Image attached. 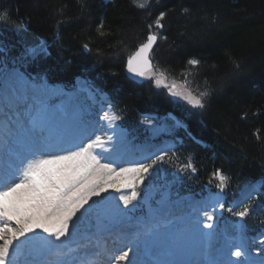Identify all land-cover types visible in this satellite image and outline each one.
<instances>
[{
    "label": "trees",
    "instance_id": "obj_1",
    "mask_svg": "<svg viewBox=\"0 0 264 264\" xmlns=\"http://www.w3.org/2000/svg\"><path fill=\"white\" fill-rule=\"evenodd\" d=\"M157 1L141 9L132 0H0L4 64L67 87L88 78L109 94L121 125L139 142L149 139L145 114L173 113L187 126L166 161L181 173L180 186L197 195L219 189L229 204L243 185L264 178V0ZM160 12L166 15L154 69L196 94L207 92L203 109L126 74L128 57ZM42 42L48 54L18 58ZM193 59L199 63L189 64ZM218 170L227 177L223 189ZM263 193L249 213L252 228L261 223L254 217L264 219Z\"/></svg>",
    "mask_w": 264,
    "mask_h": 264
},
{
    "label": "snow or ice",
    "instance_id": "obj_2",
    "mask_svg": "<svg viewBox=\"0 0 264 264\" xmlns=\"http://www.w3.org/2000/svg\"><path fill=\"white\" fill-rule=\"evenodd\" d=\"M136 3L141 9L148 6L146 0H136ZM165 15L160 12L154 25L148 26L149 29L153 26L162 29L164 25L161 22ZM157 39V34L150 31L146 41L128 57L129 72L140 77L152 75L149 56ZM30 52L32 55L48 54L42 46ZM198 63L195 59L189 61L192 65ZM164 79L165 74L159 73L156 85L162 84ZM26 83L25 77L15 72L0 79L6 107L10 102L15 110L18 130V134L13 136L7 120L0 130V264H15V257L19 254H23V264H49L47 258L52 255L58 259L51 264H94L93 260L71 257L74 249L67 246V241L74 240L81 233V225L86 224L78 247H87L92 243L99 247V238L91 232V228L94 227L98 233L106 227L103 221L107 218V210L94 198L101 197L109 189L120 191L122 188H130L131 193L121 195L119 199L125 208L133 205V201H137L141 195L138 186L144 184L154 166L164 160L167 152L156 155L151 163L137 161L130 167L118 168L116 161L121 157L124 145L122 136L114 140L112 135L105 137L93 133L86 139H80L87 135V127L79 123L68 125L57 121L44 106V100L31 88L24 86ZM172 94L182 97L196 108L203 109L206 106L204 97L208 95L207 92L199 95L191 92ZM102 119L115 129V121L119 117L105 111ZM109 144L111 147H107ZM95 149L108 153L104 156L107 162H102L101 155ZM184 167L196 171L191 163ZM214 175L218 176L219 186L223 189L227 177L219 170ZM247 189L250 193L264 189V180L250 183ZM248 198L254 199L252 195ZM218 207L223 209L224 205L220 203ZM202 211L208 222L200 223L208 229L213 228L212 221L216 219L213 213L216 209ZM249 211L245 205L244 210L235 215L244 218L249 215ZM93 216L95 224H91ZM158 227V224L143 226L136 233L132 244L126 245L127 250L120 249L112 257V264H137V261L129 259L130 253L149 240L155 242L159 237ZM57 241L60 243L57 244ZM92 254L100 253L96 251ZM230 254L236 258L244 256L239 247ZM10 256L13 259H9Z\"/></svg>",
    "mask_w": 264,
    "mask_h": 264
},
{
    "label": "rangeland",
    "instance_id": "obj_3",
    "mask_svg": "<svg viewBox=\"0 0 264 264\" xmlns=\"http://www.w3.org/2000/svg\"><path fill=\"white\" fill-rule=\"evenodd\" d=\"M105 1L109 2L111 0ZM132 1L135 3V5H137L136 0ZM141 2H145V0H141ZM146 2L149 6L150 3L158 1L146 0ZM151 31L155 32L157 36L160 35L159 29H156L154 26ZM39 46L45 48L43 44H40ZM31 49L33 48L28 49V51L18 56V58L27 62L29 57L35 56L31 54ZM2 55L3 51H0V79H3L4 76L9 73H19L18 71H20V69H13L16 63H12L11 66L4 64L6 57L4 59V56ZM151 73L152 75H147V78L155 81L156 78L159 77V73H161V71L153 69L151 70ZM40 81L44 80H36L38 83H40ZM80 84H83L87 89L89 86L90 90L96 95V99L92 97L91 92L87 91V89H80L79 82H77L76 88L69 90L75 93V96L73 95V97H71V95L64 94V96L61 94L60 96L57 95V97L50 96L43 99L44 106L51 114L54 115L57 121L64 123L62 120L65 119V115L63 117V112L61 110L59 111L60 104H65L67 101L71 102V104L74 106L79 104L78 106L82 109V114L79 118L71 121L69 125L74 123L85 125L87 129L91 130L88 136H91L93 133L97 135L101 131L98 129L104 126V120L102 119L104 113L103 110L106 109L104 107H109L112 110L114 109L111 106L109 97L105 93H102L99 90H94L92 87H90V85H88V81L86 84L85 81L81 80ZM172 85H175V88H172ZM157 87L166 88L171 94L173 92H191L193 95L200 94H196V92L190 89L187 84H178L177 82L170 81L166 75L164 82L160 85H157ZM173 96L176 99L187 102L180 96ZM1 103H4V106L6 105L5 100H2ZM116 115L120 118L119 113ZM143 126L147 129V133L152 142L141 144L136 143V137L133 136V134L127 132L126 139L128 141V145H125L121 155L127 154L128 156L126 157L128 159L126 158L125 160H122V162H119L118 159L116 161V167H130L132 164L128 161L129 159H139L143 156H148L154 151V149L158 147L156 144L158 140H161L162 142L172 146V149L167 152V156H165V158L174 156L172 155L174 152L172 150L176 147L177 143L173 136L181 132V127L170 115L164 117L147 115L144 118ZM103 130H105V127ZM86 138L87 137H84V139ZM108 147H111V145L109 144ZM96 153L101 155L102 162H107L104 159V153L99 152L98 150ZM106 155H108V153ZM151 161L149 162L151 163ZM175 185L176 182L174 174H172L168 168L163 166L162 161H160L154 166L144 184L138 186L137 190L141 193V195L137 201H133V205H136L135 208L133 205H129L127 208H125L123 202L119 199L121 195H129L131 193L130 188H122L120 191L109 189V191L104 193L101 197L94 198L99 200L101 206L107 210V218L103 221L106 227L102 228L98 233L96 229L92 227L91 232L96 233V235L100 238H105L104 236L106 234L108 235L110 232H116V230L120 231V228H123L124 226H128V228L130 227L132 230L133 228H136V231L138 232L140 230L139 226L143 227L145 225L150 226L151 224H158L159 227L157 231L159 233V237L155 242H152L151 240L147 242V249L140 257V264H171L173 256L183 250L191 251L193 256V264H202L204 262L205 256L209 253L219 254L221 252L223 255L221 256L223 264H249V261L251 260L249 259V256L252 257V260H258L261 264L264 263V222L261 225L263 227V232L261 230V233L253 234V232H249V230H247V224L245 221L246 217L240 218L235 215V213L243 211L245 205H247L249 208L250 206H253V201L256 200L261 190L250 193L247 189V185H245L240 190L238 196L233 201V203L230 204V206H225V197L222 194L219 192L210 191L207 195L215 194L217 199H215L213 202L214 204L212 207L210 204H207L209 207L207 210L211 211V209L214 207L218 211L220 210L219 214L216 212L213 213V215L216 217L215 223L217 224H215V226L211 228L212 230L210 231V229L204 227L203 224L200 223L201 221L204 223L208 222L203 216L202 210H188L189 206L194 208L200 206V202H202V204H206L204 203V200L199 201L195 199L198 197H196L194 194L180 196V189L175 187ZM249 195H252L254 199L249 200ZM191 196L195 198L188 199V197ZM219 199H222V204L224 205L223 209L218 207V204L221 203H218ZM228 209H231V211ZM165 210L168 212V219L165 220V222L158 223V219H161ZM91 224H95V216L92 217ZM86 227V224L81 225V233L79 235V239H81L80 241H82L83 233ZM207 233H210V235H205ZM244 233L245 237L243 235ZM113 235L122 239L125 234L122 235L121 232L120 235H116L114 233L112 236ZM241 236L244 237L245 242L248 244L250 250L249 254L243 248L244 243L238 246V241ZM75 240L76 238L67 242L71 244L75 242ZM117 242L118 239L115 237L103 241L105 253L102 254L101 251L103 248L97 250L95 245H93L95 250L100 253L99 261L102 262L103 259L104 262L102 263L112 264V257L117 255L120 250L116 247ZM56 243L59 244L60 242L57 241ZM90 246H92V244H88L86 249ZM125 247L126 245L123 246V250H127V247ZM237 247H239L244 253V256L236 258L230 254ZM74 252L75 251H73L71 254H74ZM164 252H168V255L166 254L167 256L165 259L160 257ZM158 254L159 258H161L160 260L158 258ZM99 255L94 256L97 258ZM70 256L72 257L73 255ZM47 259L49 264H51V262L58 259V257L56 255H52ZM15 264H23V258L21 257L18 260H15Z\"/></svg>",
    "mask_w": 264,
    "mask_h": 264
},
{
    "label": "bare ground",
    "instance_id": "obj_4",
    "mask_svg": "<svg viewBox=\"0 0 264 264\" xmlns=\"http://www.w3.org/2000/svg\"><path fill=\"white\" fill-rule=\"evenodd\" d=\"M20 74H22L24 77H25V80H26V84L24 85L25 87H27V88H31L33 91H34V93L37 95V96H39V97H41L42 99H44V98H47V97H50V96H53V95H59L60 96V94L61 95H71V97H73V95L75 94V93H73V92H69V91H67V90H65L64 88H63V86H54V85H51V84H49V83H46V82H40V83H38V82H36L35 80H31V79H29L26 75H24L23 73H21V72H19ZM31 80V81H30ZM81 80H83V79H80L79 80V84H80V82H81ZM84 81V80H83ZM80 86V88L81 89H87L83 84H80L79 85ZM88 91H90V89H89V87H88V89H87ZM4 93H3V90H0V130H2V126H3V124L5 123V120H7V123H8V125H9V131L13 134V136H15V135H17L18 134V130H17V127H16V124H17V118H16V114H15V110H14V108L13 107H11V105H10V102L8 103V106L6 107V105L4 106V103H1V101L2 100H4ZM91 95H92V97L93 98H95L96 99V95L93 93V92H91ZM75 96V95H74ZM55 97V96H54ZM79 104H77V105H72L71 104V102H69V101H67L65 104H63V103H61L60 104V106H59V111L61 110L62 112H63V117H64V115H65V119H63L62 121H64V123L65 124H70L71 123V121H73L74 119H76V118H79L80 117V115L82 114V109L78 106ZM104 108H106V109H104L103 111L105 112V111H108V112H110V114H112V113H114L113 111H112V109L111 108H109V107H104ZM60 113V112H59ZM115 114V113H114ZM116 115V114H115ZM104 120V119H103ZM118 120L117 121H115V124H116V127H115V129H113L112 127H110L109 126V123H108V121H106V120H104V126H102V127H100L98 130H101L97 135H101V136H109V135H112L113 136V139L115 140L116 139V137L117 136H122L123 138H124V145H123V149L125 148V145L127 144V139H126V131L125 130H123L119 125H118ZM62 123V122H61ZM105 127V130H103V128ZM88 131H87V135L86 136H82V137H80V139H84V137H87L88 136V134L91 132V130L90 129H87ZM114 133H115V135H114ZM78 142V141H77ZM108 147V146H107ZM122 149V150H123ZM99 151V152H102V153H104L105 154V156H106V152H104L102 149H96V151ZM95 151V152H96ZM126 156H128L127 154H125V155H121V157L119 158V162L121 161L122 162V160H125L127 157ZM128 159V158H127ZM130 160V159H129ZM189 198H194V197H188V199ZM195 199H197V198H195ZM215 199H216V196H214V195H208L206 198H203V199H197V200H199V201H203L204 200V203H206V204H202V202H200L201 204H200V206H198V207H196V208H194V207H192V206H189L188 208V210H203V209H207V208H209L208 206H207V204H210L211 205V207L213 206V202L215 201ZM219 202H221L222 203V200L221 199H219V201H218V203ZM215 208V207H214ZM220 211V210H219ZM219 211L216 209V213L217 214H219ZM168 219V212H167V210H165V212H163V216L161 217V219L159 220L158 219V223H161V222H165V220H167ZM213 222V227L215 226V224H217V223H215L216 222V220H214V221H212ZM133 227V226H132ZM142 227H140L139 226V229H141ZM121 230L120 231H118V230H116V232H114V234H116V235H120V233L122 232V235H124L123 236V241H124V244L125 245H131L132 244V242H133V240L135 239V236H136V233H137V231H136V228H133V230L132 229H130V227L128 228V226H124L123 228H120ZM212 229H210V231H211ZM43 233H41V235H42ZM80 235V234H79ZM79 235L76 237V240H75V242H73L72 244H69V242H67V246L69 247L70 245H76V244H80L81 243V239H79ZM114 236V235H113ZM98 237V236H97ZM212 237V236H211ZM99 238V237H98ZM70 241V240H69ZM169 243V242H168ZM244 243V249L246 250V252L249 254V248H248V244L245 242V240H244V237L243 236H241L240 238H239V241H238V246H240L241 244H243ZM94 243L92 244V246H90L89 248H87L86 249V247L84 248V247H82L81 246V250H79V251H77L78 253H81V259L80 260H85V259H87V260H89V257H94V264H96L98 261H97V258H96V256H94L92 253H94V252H96V250H95V248H94ZM237 245V244H236ZM123 246L124 245H122V246H117V248L118 249H123ZM167 247V246H166ZM126 248V247H125ZM165 248V247H164ZM101 249V248H100ZM100 249H98L97 248V250H100ZM147 249V243H145V244H140L139 245V247H138V250H136V249H134V251H133V253H130V256H129V259H133V260H135V261H137V264H140V257H141V255H142V253L143 252H145V250ZM213 250V249H212ZM83 251V252H82ZM104 250L102 249V251H101V253L103 252ZM77 252L75 251L74 252V254H73V258H76V254H77ZM216 252V251H215ZM168 252H164L160 257H162L163 259H165V257L168 255L167 254ZM206 253V252H205ZM222 253V252H221ZM221 253H219V254H212V253H209V254H207L206 256H205V259H204V262L202 263V264H213V262H214V264H223V262H222V258H221V256H223ZM167 254V255H166ZM71 255V254H70ZM89 255H91V256H89ZM226 255V254H225ZM97 257H99V256H97ZM206 257H213V262L212 263H207L206 262ZM158 258H159V254H158ZM9 259H13V257H9ZM161 258H159V260H160ZM249 259H251V261H253L252 260V257L251 256H249ZM16 260V259H15ZM158 260V261H159ZM165 261V260H164ZM250 261V262H251ZM122 264H127V262H122ZM157 264V263H156ZM163 264V263H162Z\"/></svg>",
    "mask_w": 264,
    "mask_h": 264
},
{
    "label": "water",
    "instance_id": "obj_5",
    "mask_svg": "<svg viewBox=\"0 0 264 264\" xmlns=\"http://www.w3.org/2000/svg\"><path fill=\"white\" fill-rule=\"evenodd\" d=\"M158 40H159V38L157 39V42L153 45L152 52L150 53V56H149L150 59H151V56H152L155 48L158 45ZM151 61H152V59H151ZM153 67H154V64L152 61L151 70L153 69ZM126 74L130 79H132L133 81H135L139 84H142L146 81V77H140V76L135 75L134 73L129 72L127 69V66H126ZM218 180H219V178H218ZM191 260H192L191 252L189 250H184V251H181L178 254H176V256L173 259V264H191Z\"/></svg>",
    "mask_w": 264,
    "mask_h": 264
}]
</instances>
